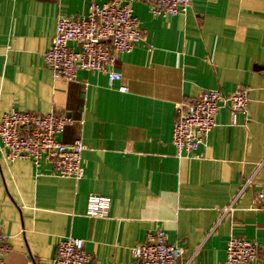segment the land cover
<instances>
[{"label": "crops", "instance_id": "0c3cea01", "mask_svg": "<svg viewBox=\"0 0 264 264\" xmlns=\"http://www.w3.org/2000/svg\"><path fill=\"white\" fill-rule=\"evenodd\" d=\"M108 1L0 0V120L13 108L67 115L74 121L57 137L87 147L80 180L0 152L4 264H53L69 235L85 239L97 264H141L134 248L157 229L184 248L180 264H225L232 237L258 241L250 264H264V0H192L187 13L166 17L136 2L146 38L118 54L121 79L54 77L45 53L59 17H84L92 2ZM239 87L249 89L247 113L232 123L221 108L197 156L179 158L177 105ZM90 195L111 197L109 217L86 215Z\"/></svg>", "mask_w": 264, "mask_h": 264}, {"label": "built area", "instance_id": "2783aa9c", "mask_svg": "<svg viewBox=\"0 0 264 264\" xmlns=\"http://www.w3.org/2000/svg\"><path fill=\"white\" fill-rule=\"evenodd\" d=\"M136 2L147 4L154 16L166 17L187 13L192 0L92 2L84 17L60 16L52 45L45 53L46 64L54 77L74 80L79 71H87L108 73L111 81L121 79V74L114 70L118 54L131 52L146 38L147 31L134 11ZM120 89L126 91L127 87ZM249 101V89L239 87L228 95L220 89H206L197 98L179 103L172 139L178 157L197 156L196 152L217 125L216 117L221 108H230L232 123H236L238 112L247 113ZM73 121L70 116L55 112L36 114L10 109L0 120V152L7 161L28 159L37 168L44 161L50 162L61 177L80 180L85 174L86 144L81 138L66 143L57 137ZM252 182L253 178H248L245 187ZM257 201L264 212V184ZM111 205V197L90 195L86 215L107 218ZM8 238L0 231V264H4ZM260 249L256 240L232 237L227 245L225 264H250L258 260ZM184 253L183 247L169 242L163 229L149 232L144 242L134 248L141 264H180ZM53 264L97 263L85 250V239L69 235L61 240Z\"/></svg>", "mask_w": 264, "mask_h": 264}]
</instances>
